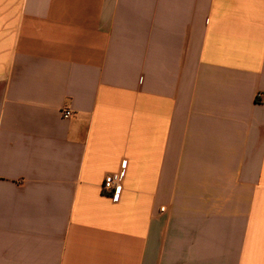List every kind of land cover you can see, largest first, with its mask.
<instances>
[{
	"label": "crops",
	"instance_id": "obj_1",
	"mask_svg": "<svg viewBox=\"0 0 264 264\" xmlns=\"http://www.w3.org/2000/svg\"><path fill=\"white\" fill-rule=\"evenodd\" d=\"M0 264H264V0H0Z\"/></svg>",
	"mask_w": 264,
	"mask_h": 264
},
{
	"label": "built area",
	"instance_id": "obj_2",
	"mask_svg": "<svg viewBox=\"0 0 264 264\" xmlns=\"http://www.w3.org/2000/svg\"><path fill=\"white\" fill-rule=\"evenodd\" d=\"M260 95H258L259 97ZM61 115L65 119H69L74 116V112L71 109L64 108L61 111ZM124 176V171L117 173L108 174L102 184V191L104 194L112 197L114 201H119L121 193L123 191L122 179Z\"/></svg>",
	"mask_w": 264,
	"mask_h": 264
}]
</instances>
